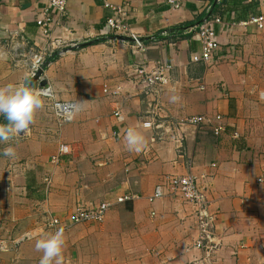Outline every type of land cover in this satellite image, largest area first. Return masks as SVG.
I'll use <instances>...</instances> for the list:
<instances>
[{
  "label": "crops",
  "instance_id": "obj_1",
  "mask_svg": "<svg viewBox=\"0 0 264 264\" xmlns=\"http://www.w3.org/2000/svg\"><path fill=\"white\" fill-rule=\"evenodd\" d=\"M221 1L107 0L125 10L128 25L147 41L142 52L112 38L106 19L115 13L100 0H70L51 40L36 24L44 0H0V47L9 54L0 61V86L30 84V53L45 52L49 60L57 52L53 43L78 47L53 54L42 75L56 100L75 104L71 120L59 123L44 97L29 133L12 144L15 158L0 163L6 168L0 170V237L31 232L0 253V264H39L35 240L55 232L46 225L53 217L66 226L65 264H264V192L256 182L264 175V25L212 13ZM252 2L253 17L264 15V0L244 4ZM210 14L222 20L213 26L220 47L211 63H193L201 46L193 29ZM151 37L158 41L149 43ZM158 60L174 66L161 97L165 115H219L225 127L219 135L212 125L187 127L184 157L173 141L152 142L148 100L135 82L138 65ZM118 109L123 122L113 115ZM129 127L146 137L139 153L125 148ZM61 145L66 153L54 163ZM189 164L215 215L217 248L208 260L195 245L193 204L167 191L150 201L157 185L187 174ZM123 194L137 198L118 203ZM100 202L111 203L101 223H73L77 205Z\"/></svg>",
  "mask_w": 264,
  "mask_h": 264
},
{
  "label": "built area",
  "instance_id": "obj_2",
  "mask_svg": "<svg viewBox=\"0 0 264 264\" xmlns=\"http://www.w3.org/2000/svg\"><path fill=\"white\" fill-rule=\"evenodd\" d=\"M45 6L40 12V16L36 21L39 32L42 36L51 40L52 30L56 27L59 20L67 14L68 4L70 0H64L63 7H58L52 3V0H44ZM104 7L110 8L115 15L106 19V24L110 29L111 36L117 39L118 36L129 38V44L133 51L144 52L147 49V41L141 39L136 35L131 26L128 25L126 19L127 14L122 7H112L107 0H100ZM172 1V0H170ZM173 3V2H172ZM210 12L208 9L207 13ZM221 17L216 15L206 17L203 22L195 26L193 29L196 31L200 40V49L191 55V61L193 63H205L209 64L212 62L215 52L219 49L220 44L218 41V34L214 29L215 24H221ZM249 24H255L258 28H262L264 25V15H258L250 18ZM244 23V24H248ZM233 24V23H232ZM166 33L160 34V36H166ZM148 40L149 43H156L158 38L151 37ZM118 40V39H117ZM53 49H56V53L51 52L49 58L53 59L55 55L60 56L65 53L77 49L76 45L65 46L62 44H51ZM55 54V55H53ZM48 54L45 52L30 53V77L31 79L35 76L39 69L45 70L51 60L47 59ZM38 63V67L33 72L32 64ZM174 66L166 61L158 60L151 64L142 63L137 67L136 84L140 92L148 100L147 117L150 119L149 124L153 132L152 142L170 140L175 144V150L178 157L185 156V130L187 127H194L197 129L203 128L204 126L212 125L213 131L216 135L222 133L225 129L221 123L222 117L217 115L216 117H210L208 115H196L186 118L171 119L165 114L164 106L161 100L162 94L171 84ZM37 90H43L45 98L49 101L48 106L50 111L54 114L56 120L59 123L69 122L73 115L75 104L73 102L59 101L54 98V94L50 87H37ZM201 89H205V86H201ZM113 115L119 122H123V116L121 111L116 110ZM215 123V125H214ZM22 136L23 133H21ZM21 136V137H22ZM66 153L64 145L60 146L57 155L52 157V162L58 163L60 156ZM189 172L181 176H170L167 178L164 184H159L154 190V194L151 196L150 201L153 202L157 199L163 198L167 193L181 197L188 203L193 204L195 207V217L197 220L198 237L196 239V247L204 252V260H208L215 249L217 243L215 242L214 228H215V215L209 210L210 203L206 190L200 185L197 177L192 172V166H188ZM256 182L263 186L264 192V175L259 176ZM51 178H45V186L47 191L51 188ZM161 190V194L157 195V190ZM167 191V193H166ZM136 195L123 194L117 197L118 203L136 199ZM111 207L109 202H100L94 206H83L77 205L72 214V221L74 224L92 222L101 223ZM47 227L54 229L55 231L62 226L60 219L57 217L51 218L47 222ZM29 235L21 238L24 240ZM13 242L4 237H0V253L9 252L12 250ZM6 249V250H5Z\"/></svg>",
  "mask_w": 264,
  "mask_h": 264
},
{
  "label": "clouds",
  "instance_id": "obj_3",
  "mask_svg": "<svg viewBox=\"0 0 264 264\" xmlns=\"http://www.w3.org/2000/svg\"><path fill=\"white\" fill-rule=\"evenodd\" d=\"M58 7H63L64 0H52ZM8 52L0 47V61L8 58ZM38 63L32 64L33 72ZM28 77H25L27 80ZM45 93L29 87L24 82L8 83L0 86V115L4 116L6 122H0V143L8 144L2 150L7 158H15L16 149L10 142H18L21 133L26 135L31 125L35 123L36 115L45 107ZM178 97H170V102H177ZM125 148L130 152L139 153L147 144L143 132L135 127H129L124 136ZM161 190H157V195ZM66 247V236L63 227L55 232L43 233L35 240V250L42 253L39 264H65L64 250ZM6 250V249H5Z\"/></svg>",
  "mask_w": 264,
  "mask_h": 264
},
{
  "label": "trees",
  "instance_id": "obj_4",
  "mask_svg": "<svg viewBox=\"0 0 264 264\" xmlns=\"http://www.w3.org/2000/svg\"><path fill=\"white\" fill-rule=\"evenodd\" d=\"M247 0H222L220 3L216 4L214 7H212L211 12H219L221 15L223 13H235L236 21L240 20H250L251 17H253L256 14L255 6L256 3L252 2V4L245 5L244 2ZM250 1V0H249ZM247 6V8H245ZM202 22V19L198 20V23L200 24ZM195 25V24H194Z\"/></svg>",
  "mask_w": 264,
  "mask_h": 264
},
{
  "label": "water",
  "instance_id": "obj_5",
  "mask_svg": "<svg viewBox=\"0 0 264 264\" xmlns=\"http://www.w3.org/2000/svg\"><path fill=\"white\" fill-rule=\"evenodd\" d=\"M118 40H124V41H129V38L118 36ZM43 69H39L35 76L31 79L30 84L28 85L29 87L35 88L37 85L39 87H45L46 86V81L42 78L43 75Z\"/></svg>",
  "mask_w": 264,
  "mask_h": 264
},
{
  "label": "rangeland",
  "instance_id": "obj_6",
  "mask_svg": "<svg viewBox=\"0 0 264 264\" xmlns=\"http://www.w3.org/2000/svg\"><path fill=\"white\" fill-rule=\"evenodd\" d=\"M21 139V138H20ZM20 139H19V141H20ZM11 144H14V143H19V142H10ZM2 143H0V145H1ZM0 153H2V149H1V147H0ZM7 157H4L2 154H0V163L1 162H3L5 159H6ZM0 170H6V168L4 169L3 167H1L0 168ZM20 231V232H19ZM18 233H17V235H16V238L15 239H11V238H9L8 237V239H10L11 241H17V240H19V239H21V238H24L25 236H27L29 233H31V232H26V231H21V230H18L17 231ZM1 237H3V236H1ZM4 238H6V237H4Z\"/></svg>",
  "mask_w": 264,
  "mask_h": 264
}]
</instances>
